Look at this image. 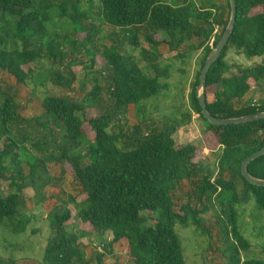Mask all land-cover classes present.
Returning <instances> with one entry per match:
<instances>
[{
  "label": "trees",
  "instance_id": "1",
  "mask_svg": "<svg viewBox=\"0 0 264 264\" xmlns=\"http://www.w3.org/2000/svg\"><path fill=\"white\" fill-rule=\"evenodd\" d=\"M84 4L92 8L94 0H0V44L6 40L12 43L10 51L0 47V73L14 82L0 85V182L7 181L15 189L6 197L0 189V227L14 234L24 231L30 222L22 214L27 209L24 192L31 189L35 205L46 201L52 205L47 218L51 236L41 264H90L86 252L89 247H80L81 236L90 231L112 236L103 253L95 256L97 264L121 241L127 243L131 264H186L176 226L193 227L207 237L211 243L208 251L217 260L213 264H264V258H245L251 244L239 230L236 210L238 205L253 200L264 216V187L248 184L241 175L243 161L264 147V120L215 127L203 118L196 99L201 69L229 21L228 0L225 20L220 19L221 9L213 0H175L174 5L163 0H98L97 17L82 10ZM235 4L232 34L205 80L206 108L215 119L264 112V97L258 103L247 98L256 86L264 85V63L230 66L225 59L229 51L247 60L264 57V0H235ZM54 18L67 20L73 33L83 36L70 42L67 37L50 34L48 25ZM97 19L101 21L99 26L95 24ZM214 25L222 26L217 37ZM105 27L114 34L124 33L127 44L139 49L146 69L134 55L121 53L118 45L103 46L98 51L94 37ZM140 36L145 45H141ZM191 41L197 44L187 46ZM66 44H71L67 51L63 48ZM182 46H187L183 53ZM164 47L177 52L175 59L202 50L189 99L194 115L205 124L206 150L221 148L215 173L195 161L198 147H178L173 138L183 119L191 118V112L181 120L164 116L162 124L153 125L147 134L137 127L134 113L144 114L146 103L154 98L170 97L166 93L170 65L160 64V48ZM74 52L89 56L91 69L100 66L105 87L95 79L89 92L75 96L71 68L81 61H66V56ZM43 62L62 68L48 71V75L51 83L65 92L49 95L44 91L39 102L33 104L32 95L20 88L37 71L33 64ZM39 86L45 87L43 83ZM34 110L40 114L36 118L29 116ZM90 112L95 115L88 116ZM126 113L133 117L127 133L120 125H116V133L110 132L112 121L125 119ZM32 120L41 130L36 140L18 138L11 131L13 125ZM85 127L93 132V139H87ZM81 141L87 147L88 162L69 155ZM30 144L36 156L27 147ZM51 147L59 151L58 157L49 152ZM45 160L64 161L70 168L73 194L67 195L60 187L62 179L53 182L47 175ZM247 170L264 180V156L249 163ZM238 180L242 182L240 195ZM46 189L52 191L50 196L43 191ZM183 198L187 202L177 207V201ZM70 206L75 209L74 217ZM73 218L82 224L79 235L67 231ZM213 238L224 249H213ZM11 263L0 258V264Z\"/></svg>",
  "mask_w": 264,
  "mask_h": 264
},
{
  "label": "rangeland",
  "instance_id": "2",
  "mask_svg": "<svg viewBox=\"0 0 264 264\" xmlns=\"http://www.w3.org/2000/svg\"><path fill=\"white\" fill-rule=\"evenodd\" d=\"M165 3L174 5L175 0H163ZM213 3L221 9L219 12L220 19L225 20L227 15V6L226 0H213ZM98 0H94V6L90 8L85 5L82 6V10H86L91 16L97 17L99 16L98 10ZM100 20L97 19L95 24L97 26L100 25ZM214 33L217 30L215 36L217 37L222 30L221 25H214ZM70 24L65 19L54 18L52 23L48 25V30L50 34H56L60 37H67L70 42H74L79 40L83 35H75L71 30ZM103 31H97L94 37L95 46L98 48V51L102 49L103 46L110 47L112 45L120 46L119 50L123 54L134 55L138 60L139 64L142 68L145 67L146 64L143 60H140L139 49H135L129 44H127V40L125 39V35L122 32H118V34H114L110 32V30L105 27ZM127 36L130 33H126ZM140 35V34H138ZM126 36V37H127ZM79 43V42H77ZM141 45H145L142 37L140 36ZM188 45H196V41H191L186 43ZM71 45V44H70ZM70 45H64L63 48L67 51ZM181 47V52H184L183 47ZM212 46V45H211ZM2 49H11L12 43L10 40H6L4 44H0ZM70 49V48H69ZM10 51V50H9ZM70 52V51H69ZM160 54L162 56L161 59V67L170 65V73L171 76L167 79L166 83L168 84V89H166V93L170 94V97L160 96L158 98H154L151 101L147 102L145 105V113L134 116L137 121V127H140L142 133L147 134L153 125H161L163 121V117L172 116L181 120V116L186 113L191 114V118L183 119V124L178 127L174 139L176 145L182 146L185 144H192L198 147L197 154L195 156V161L198 159L199 162L205 167L208 168L212 173L216 171V163L217 156L220 154L221 148H216V150L207 151L203 135L205 131V124L202 120L198 119L192 110L191 101L189 99V94L191 91L192 83L195 80V76L197 71L199 70L200 61L203 57L202 50L192 51L183 59H175L174 57L177 55V52H171L168 48H160ZM226 61L230 66H253L255 64L264 63V57L253 58V59H245L241 54H237L234 51H229L226 56ZM76 60L81 61V64L71 68V71L74 75V83L71 84L72 87L76 90V97L84 96L85 93L89 92L91 88L94 86L95 79L98 80L99 84L105 87L104 76L99 69V65H95L92 69L90 63V57L85 54H81L78 52H74L73 54H68L66 56V61ZM100 63V60H99ZM37 71H33L31 73V78L27 81L25 87H21L26 94L32 95L33 104L39 102L44 96V91L47 94H59L60 92L64 93L65 91L57 89L50 80L49 72L57 71L59 65H52L50 62H43L41 64H33V68ZM60 68V67H59ZM62 71V68H60ZM235 71V70H233ZM4 73H0V85L14 83L12 79L3 76ZM164 80H161L163 84ZM8 82V83H7ZM41 83L45 85V87L39 86ZM35 91L32 94V91ZM164 93V92H163ZM264 97V85L263 83L259 86H256L252 92L248 95V99H251L254 103H258L259 100ZM39 112L36 110L32 111L29 114L30 117L36 118L39 116ZM95 115L94 112H90L88 116ZM125 119L121 118L120 121L116 122L112 121L110 132H117L118 126L120 125L123 128L124 133H127L126 130L131 127L133 123V117L131 114L126 113ZM85 135L87 139L91 140L94 138V134L90 131L89 128L85 127ZM11 131L18 138L29 137L33 140L40 137L41 130H38L32 120L29 123L22 122L19 125H13L11 127ZM49 135V131L45 132ZM49 139V137H48ZM31 144L27 147L31 149L33 155L36 156V149L31 147ZM49 152L53 154V156L58 157L59 151L55 147L49 148ZM87 152V147L81 141L80 146L77 149H73L69 152L70 156L81 157L82 162H88V159L85 157ZM47 175L55 181V178H60V187L67 193V195H71L74 192L73 177L70 171V168L64 164V161L60 163L55 162H47ZM63 171V173H61ZM60 173V174H59ZM1 193L4 197L15 192V189H12L9 186V182L1 181L0 182ZM40 191V190H39ZM47 196H50L52 193L51 190H43ZM242 191V182L238 180L237 183V195H240ZM25 200L27 209L22 210V214L30 219L29 224L25 226L23 232L11 233L8 229L4 227H0V258L5 261H12L11 264H41L43 251L46 246L47 239L51 236L49 228H48V215L52 213V205L48 204L47 201L44 203L36 204V197L34 196V192L31 189L25 190ZM55 201V200H54ZM187 200L184 198L181 201H177V207L180 204L186 203ZM55 203H59V201H55ZM34 205V206H33ZM51 205V206H50ZM191 205H194V202H191ZM69 210L72 214V217L75 215V209L71 206ZM238 214V227L242 235L250 242L251 249L245 255V258L248 259H263V245H264V216H262L255 208V204L253 200H250L245 205H238L236 207ZM147 218H150V215H146ZM75 220V222H73ZM67 226V231L70 233L78 234L81 230L79 228L82 226L81 222L77 219L73 218ZM151 221V219H149ZM152 223V221L150 222ZM87 231H90L88 227H86ZM175 232L179 235L182 248L183 255L186 264H213V262L217 263V260L213 258L212 253L208 251L211 243L208 242L207 237L203 236L199 231L194 229L193 227L189 228H181L179 226L175 227ZM86 236H81V244L80 247L85 250L86 247H89L86 252L88 253V259L90 264H97L95 256L97 254L103 253L105 247L112 236L108 235H98L94 232H87ZM212 242L215 244L216 250L220 248L224 249V246H221L219 242L215 238H213ZM101 260V264H131L128 256L127 243L125 241H121L115 244L112 248L111 254H107Z\"/></svg>",
  "mask_w": 264,
  "mask_h": 264
},
{
  "label": "water",
  "instance_id": "3",
  "mask_svg": "<svg viewBox=\"0 0 264 264\" xmlns=\"http://www.w3.org/2000/svg\"><path fill=\"white\" fill-rule=\"evenodd\" d=\"M230 5V17L227 24V27L221 36L218 44L216 47L209 53L207 56L204 66L201 69L199 78H198V87L196 90V99L198 101L199 107L201 109V114L203 118L207 121L208 124L218 127V126H228V125H240V124H247L251 122H257L264 120V112L255 113L249 116L239 117V118H232V119H215L213 118L210 113L208 112L206 108V101H205V80L207 73L213 63H215L218 58L220 57L224 47L226 46L233 28L235 24V18H236V4L235 0H228ZM264 156V147L260 150L256 151L249 157H247L242 165H241V175L243 179L250 185L256 186V187H264V180L258 179L253 177L249 174L247 170V166L252 161Z\"/></svg>",
  "mask_w": 264,
  "mask_h": 264
},
{
  "label": "built area",
  "instance_id": "4",
  "mask_svg": "<svg viewBox=\"0 0 264 264\" xmlns=\"http://www.w3.org/2000/svg\"><path fill=\"white\" fill-rule=\"evenodd\" d=\"M216 32H217V30L215 31V33H214V34H216ZM212 42H213V39H212V40H210V45H212Z\"/></svg>",
  "mask_w": 264,
  "mask_h": 264
}]
</instances>
